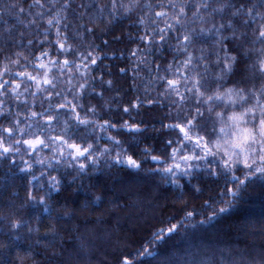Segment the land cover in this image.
<instances>
[{"label":"snow or ice","instance_id":"6c2138e0","mask_svg":"<svg viewBox=\"0 0 264 264\" xmlns=\"http://www.w3.org/2000/svg\"><path fill=\"white\" fill-rule=\"evenodd\" d=\"M0 30V264H94L82 225H119L152 177L178 190L174 213L106 230L98 264H264V216L229 226L258 244L211 235L249 188L264 197V0H4Z\"/></svg>","mask_w":264,"mask_h":264},{"label":"trees","instance_id":"16d2710c","mask_svg":"<svg viewBox=\"0 0 264 264\" xmlns=\"http://www.w3.org/2000/svg\"><path fill=\"white\" fill-rule=\"evenodd\" d=\"M79 2V0H78ZM4 0H0V4H3ZM85 23L88 22V18L85 17L84 20ZM79 23V22H77ZM127 21H124V25H127ZM89 27H92V24H88ZM55 29H53L54 33ZM25 36L26 39L32 38V32L31 30H25ZM42 38V37H41ZM90 39V38H89ZM5 42V35L0 30V47L4 45ZM99 43L100 41H96ZM135 47V45L127 44L125 41L124 43H118V44H112L108 48L103 49V53H106L108 56H111L112 53L115 51L117 56L120 53V49L127 48V51H131V49ZM101 53V54H103ZM127 54V52L125 53ZM107 64H113L115 65L111 71L113 73H118L119 67H124L128 64L127 61H121V60H109L104 59L101 63V67L103 65ZM2 67V65H0ZM15 70V69H13ZM107 71V69H106ZM96 75H99V70H97ZM105 80L108 79H114L117 84H123L125 89H127L128 85L131 83V81L122 75H114L112 77L105 76ZM140 87L143 89L144 84L141 82ZM99 87H97V91H99ZM114 93L112 92H105L103 99H92L91 103L93 104H105L108 100H110L113 97ZM133 96V93H128V95L125 97V100L128 98H131ZM29 103L32 102V98L28 97ZM37 110H39V100H37ZM123 106V104H122ZM45 107L47 105L45 104ZM152 167H155V164L150 165ZM141 184L147 185L151 189V195L146 196L143 199V202L140 203L137 207H134L127 211L126 214H122L120 218L119 225L116 224L115 220H112L111 223L107 225H93L88 224L85 222L81 227V232L84 233V239L87 241H90L92 245L94 246L95 255L97 257V261L94 262V264H98L99 260H110V255L106 256L105 253H111L112 246L108 243L107 240L104 239L103 235H100L104 233L106 230L108 232H111L113 229H123L128 230L131 227H134L135 225L139 224L142 228H146L149 225L156 224L159 219H163L165 216H168L170 214L174 213V208L168 206L171 204L173 193L178 192L177 189L174 188V186L170 184H162L159 181L158 177H152L148 178L147 180L140 181ZM185 183V192L189 193L191 189V185L187 183V181H184ZM159 184V188H156L155 185ZM219 189L211 182L207 181L205 184V195L207 196L210 193L218 192ZM23 194V193H22ZM81 194H74V197H78ZM64 194H61L57 199L61 204L64 203L63 199ZM185 199L189 200L190 205L192 203H202L200 200H195L194 198L190 197L189 195L185 196ZM264 199V197L260 194V188L259 184L249 188L248 194L246 195V199L244 203L233 213L226 214L220 221V224L211 231V235L215 236L217 233H221V242H230L237 248H243L245 244H254L260 242L259 235L257 236H251V235H245L243 232L237 234L235 231L230 229V225H237L241 221H251L255 224L256 221L261 219L262 216H264V207H261V200ZM75 200H73V203ZM179 205H177L178 207ZM163 213V215H162ZM40 215L44 218V222L47 223V213H44L43 210H40ZM200 217H198L199 219ZM91 219H95V217H91ZM174 222V221H173ZM35 223V221H33ZM3 225L0 224V229H3ZM258 228V226H257ZM94 229V230H93ZM251 229H248L250 231ZM44 229H41V232H43ZM139 235H145V233H140L138 230ZM124 235V232H117L112 236V241L115 242L117 239V236ZM101 236L100 238H97ZM4 239L3 232L0 231V240ZM23 247V245H21ZM16 253L13 251V256H15ZM42 257V253L40 251L36 252V260L39 261ZM12 257H10L11 259ZM20 264H31L30 259H22L20 261ZM145 264H157L156 261L152 260H145Z\"/></svg>","mask_w":264,"mask_h":264},{"label":"rangeland","instance_id":"374dc122","mask_svg":"<svg viewBox=\"0 0 264 264\" xmlns=\"http://www.w3.org/2000/svg\"><path fill=\"white\" fill-rule=\"evenodd\" d=\"M101 235V234H100ZM101 236L97 237V238H100ZM101 239V238H100ZM102 240V239H101Z\"/></svg>","mask_w":264,"mask_h":264}]
</instances>
